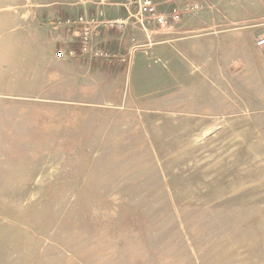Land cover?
Returning <instances> with one entry per match:
<instances>
[{
  "label": "rangeland",
  "instance_id": "rangeland-1",
  "mask_svg": "<svg viewBox=\"0 0 264 264\" xmlns=\"http://www.w3.org/2000/svg\"><path fill=\"white\" fill-rule=\"evenodd\" d=\"M117 1L0 0V264H264V0L57 56Z\"/></svg>",
  "mask_w": 264,
  "mask_h": 264
},
{
  "label": "built area",
  "instance_id": "built-area-1",
  "mask_svg": "<svg viewBox=\"0 0 264 264\" xmlns=\"http://www.w3.org/2000/svg\"><path fill=\"white\" fill-rule=\"evenodd\" d=\"M198 0H128L124 5L125 15L116 18H105L87 14L66 18L63 23L73 25L78 30L75 48L60 49L58 57L88 56L92 59H108L109 51L93 47L92 38L98 31H123L133 21L145 29L151 23L159 27L179 23L184 16L199 8ZM255 46L261 50L264 59V35L257 38Z\"/></svg>",
  "mask_w": 264,
  "mask_h": 264
},
{
  "label": "crops",
  "instance_id": "crops-1",
  "mask_svg": "<svg viewBox=\"0 0 264 264\" xmlns=\"http://www.w3.org/2000/svg\"><path fill=\"white\" fill-rule=\"evenodd\" d=\"M92 4L95 6V12L98 13L99 10L100 12H103L104 9H100L99 6H102V5H105V3L107 5H109V7L107 8V11L111 14H115L119 11V8H117V5L119 4V2L116 0L114 1L113 3H110L109 0H91ZM117 4V5H116ZM103 10V11H101ZM94 11L91 12V14H96ZM191 14V13H190ZM190 14H187L186 16L183 17V19L177 23V25H179L180 27L182 28H185L187 25H188V16ZM171 25H175V24H169L167 25L166 27H159L157 32H159L160 35L159 36V41L160 42L159 44H165L167 41V39L165 38V34L168 32V30L170 31V29H172L173 26ZM131 29H133L132 31H134V29H138V30H141L138 26H131L130 27ZM166 29V30H165ZM109 31V30H108ZM142 31V30H141ZM148 32V31H147ZM106 30L103 31V32H100L98 31L94 36H93V43H105L107 44L109 41V38L108 36L106 35Z\"/></svg>",
  "mask_w": 264,
  "mask_h": 264
}]
</instances>
